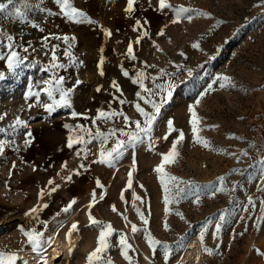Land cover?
<instances>
[{"label":"rangeland","instance_id":"1","mask_svg":"<svg viewBox=\"0 0 264 264\" xmlns=\"http://www.w3.org/2000/svg\"><path fill=\"white\" fill-rule=\"evenodd\" d=\"M95 1L92 0V7ZM98 1L101 12H93L98 13V23L103 24L106 19L109 24L120 26L114 46L103 45L100 58L103 57L106 67L114 68L113 81L118 82L122 96L111 86L112 80L102 82L98 94L79 92L75 83L66 80L65 72L62 73L65 66L58 62L62 52H56L55 65L42 49L30 47L25 52L18 45L16 50L23 59L15 67L9 68L7 60L0 58V115L4 116L0 120V129L4 130L0 131V140L5 141V151L0 155V252L25 255L16 264L24 261L37 264L28 255L32 247L21 228L43 232L44 247L62 226L69 247L56 264H87L86 257L97 246L98 237V228L89 226L91 211L98 221L111 223L116 230L109 240L112 246L103 254L112 264H129L118 243L120 234H125L132 246L127 250L132 264H165L163 248L156 246L153 251L145 238L149 234L170 247L167 264H264V165L261 164L264 161V2L168 0L174 7L159 10L158 0H137L135 11L126 14L127 0ZM179 6L192 12L172 24L175 8ZM110 12L120 13L111 17ZM201 12L208 15H200ZM188 15L192 17L190 21ZM136 20L141 21L139 32L133 30ZM1 23L2 16L0 33ZM126 24L130 29L123 31ZM162 29L164 35H159ZM145 30L148 36L134 44L136 60H132L126 55L127 45ZM194 43L199 48H193ZM1 47L0 44V57H5L8 53ZM146 64L152 67H145ZM125 70L131 78L143 70L147 76L144 83L153 92L159 91L156 84L165 86L164 92L152 97L157 102L166 96L169 83L174 85L172 96L161 109L151 141L145 137L126 145L111 166L91 163L98 158L99 139L74 143L69 148L68 138L87 139L86 131L95 132L97 127L105 133L113 127H124L122 117L93 124L98 110L117 109L132 120L142 119L134 108L137 102L151 111L150 105H144L135 96L140 89L132 84L130 77L122 75ZM221 75L230 77L235 87L220 89L214 82ZM57 77H63L64 89H73L70 106H60L48 113L42 106L51 103L43 91L47 87L44 81ZM209 84H213V90L196 107L198 135L209 141L205 148L194 142L188 106L200 99ZM127 91L131 96H127ZM30 93H39L40 102ZM54 95L59 100L58 92ZM117 98L126 103L119 104ZM73 112L81 115L73 117ZM17 117L25 121L26 127H11ZM168 119L174 121L176 129L183 130L185 140L178 146L179 157L175 163L166 165L165 171L191 184L183 186L185 192L168 205L166 214L163 187L154 168L161 162L160 154L169 151L178 135L175 132L163 139ZM28 132L31 137L26 136ZM26 138L30 139L29 144H25ZM112 145L113 140H109L105 148ZM81 150H90L86 160L83 153L76 155ZM80 164L86 165V169H79L80 175H73L71 182L62 179ZM133 168L132 187L127 188L128 172ZM222 176L226 178L224 190L213 195V188L221 187L218 178ZM49 180L54 181L53 185L48 184ZM97 180L103 187L97 186ZM57 184L58 190L48 195L50 187ZM41 189L45 190L42 200ZM93 192L97 203L89 209ZM133 193L141 199L134 201ZM72 200L76 203L65 212ZM45 203L47 208L42 207ZM134 203L149 221L147 225L137 215ZM113 205L116 212L112 211ZM34 206L38 211L29 214ZM176 213H182L184 219ZM221 214L227 215V223L214 237L215 222ZM75 222L78 230L68 237ZM165 222L167 230L163 226ZM132 224L139 229L136 233L131 231ZM201 232L205 234L203 245L199 240ZM191 237H197L193 243L198 253L189 256L186 249ZM204 247L213 253H206Z\"/></svg>","mask_w":264,"mask_h":264},{"label":"snow or ice","instance_id":"2","mask_svg":"<svg viewBox=\"0 0 264 264\" xmlns=\"http://www.w3.org/2000/svg\"><path fill=\"white\" fill-rule=\"evenodd\" d=\"M56 4L59 6V10L61 14H63L67 19H69L72 22H83L85 19H87L86 14L83 13L82 10H79L75 8L70 3V0H55ZM264 2V0H262ZM13 4V0H7V3H0V12H6L8 9V5ZM137 4V0H127L126 7L124 9L126 14H131L135 11V5ZM174 6L171 5L168 0H158V9L164 10L173 8ZM192 9L186 8L183 6H179L175 8V18L171 20L172 24H176L180 21L182 17L185 16L187 13H191ZM15 14L18 16H22L23 13L20 11V9H15ZM200 15L207 16V13H199ZM79 18V19H78ZM187 19L190 21L192 19L191 15L187 16ZM33 27H37V25H33ZM141 28V21L136 20L134 23V31L139 32ZM105 35L108 37H111L112 32L109 29L104 30ZM2 35V33H0ZM159 35H164L163 29L159 32ZM148 36V32L145 30L143 32V35L140 36L138 39H136L134 42H129L126 49V55L130 57L132 60H136V55L134 53V44H139L140 40L144 37ZM55 39L61 40L64 44L71 47L70 40H74L75 37H69L67 35L54 36ZM5 39L8 41V44L6 45L9 49L8 54L5 57H0L7 60L8 67L13 68L18 63H20L23 59L22 56H20L19 52L16 50L15 44L13 43L14 37L11 35H7ZM45 40L48 39V37L44 38ZM45 47H47V44H45ZM59 47V45H53L52 46V61L55 65V62L57 60L56 56V49ZM193 48H199L198 43H194L192 45ZM25 52L28 51L27 48L24 49ZM65 56L71 57V53L65 49L64 51ZM181 56H184V53H180ZM104 63L103 57L100 58L98 61V70L99 75L103 76L104 72L102 69V65ZM62 67V65H60ZM145 67H152L151 65H145ZM163 73V70H161ZM122 75L125 77H130V74L128 71H123ZM189 75H191V72H189ZM131 78V77H130ZM147 79V76L143 70H140L136 73V78H131V82L134 85H138L140 91H137L135 93V96L140 100L143 101L144 105H150L151 111H148L141 105V103L137 102L134 104L135 111L139 114L142 119H135L132 120L128 115H126L122 111H118L117 109H110V110H104L100 109L97 111L96 117L93 118L92 123L96 124L97 121H102L104 123H108L109 121H115L118 117H122L124 127H113L109 129L107 133L102 131L99 127L96 128L95 132H92L91 130L86 131L87 139H85V136H79L76 138L69 137L67 141V146L69 148L73 147V144H81V143H91L92 140L99 139L100 141V147L98 150V158L93 160L91 163H100V164H107L111 166L121 155L122 150L125 148L128 144H134L139 141H141L143 138L147 137L149 141H151V133L153 131V128L155 126V123L161 113V109L163 105L167 102L168 99L172 96L171 89L174 87L172 83H169L166 85V96H161L160 101L157 102L155 99H153V96L160 95L161 92L165 91V86H162L160 84H156L155 87L157 90L156 92H153L151 89H149L145 83L144 80ZM153 81H155V77L152 78ZM77 83H80L77 81ZM214 83H218V86L220 89H225L227 87H235V85L232 83L231 78L226 75L218 76L216 81ZM44 84L47 85V87L43 88V91L46 93L47 98L51 103H44L42 106L48 113H52L57 107L60 106H70V94L72 93L73 89H64L62 87L63 84V77H57L53 80H46L44 81ZM111 86L116 89L117 92L121 93V96L123 95V91L120 88L117 81H112ZM101 89L100 87H97L96 91L99 92ZM213 90V84H209L207 86V91L200 94V99H197L194 104L188 106V112L190 113V125H191V131L194 137V142L197 144H200L204 146L205 148L208 147L209 141L207 139H203L198 135V117H197V111L196 107L200 105L201 99L207 94V92H210ZM58 92L59 94V100L55 98L54 93ZM30 95H35L37 103L40 102L39 93H30ZM28 97L26 96V99ZM117 102L121 105L125 104L126 101L124 99L117 98ZM31 107V105H29ZM78 115H81L79 113L73 112L72 116L76 117ZM4 119L3 115H0V120ZM134 125V128L132 126ZM18 126H25V121L20 119L19 117L16 118L15 122L11 127L15 129ZM126 129H130L127 130ZM0 131H4L3 129H0ZM178 132V135L176 138L172 141L171 147L168 152L161 153V162L154 168V171L158 174L159 177V183L163 187L164 191V204H165V213H168V205L173 203L174 201H178V199L181 197V195L185 192L184 185H190V181L181 180L179 177H176L174 175H171L165 171V166L169 164H173L176 161V158L179 157L180 153L178 151V146L185 140V133L183 130H178L174 127V121L172 119L167 120V132L163 136L164 140H167L169 136H171L173 133ZM119 134V135H117ZM27 137H31V133L28 132L26 134ZM120 137H126V139H121ZM113 140V145L111 148H105V144L109 141ZM31 141L30 139H25V144H29ZM216 151H222V149H214ZM5 151V141L0 140V155H3ZM83 153V158L86 160L88 158V155L90 153V150H81V152H77L76 155L79 157ZM246 154V153H245ZM93 155H96L93 153ZM261 164L264 165V161H261ZM133 165H135V161H133ZM13 167H15V164H13ZM64 168H67V165H64ZM79 169H86V165L80 164L78 169L69 170V174L66 177H62L67 182H71L73 175H80ZM135 169L133 168L128 172V181H127V188L132 187V171ZM225 177H219V183L221 187L219 188H213L212 194L215 195L216 191H223V184L225 181ZM54 181L49 180L48 184L53 185ZM98 187H103V185L100 184V181H96ZM60 185H55L54 187H50L48 190V195H51L52 193L56 192ZM143 187V185H141ZM126 190V189H125ZM45 195V190L41 189L39 193V198L42 200ZM104 197L103 195L100 196V199L102 200ZM121 199H124L123 191L121 194ZM141 198L139 196H136L135 193H133V200H140ZM196 203L199 202V197H196ZM76 201L72 200L68 203V205L65 207L64 211L67 212L73 204H75ZM95 203H97L96 200V193L93 192L91 195V203L89 204V209L94 207ZM249 203H251V199H249ZM43 208H47L48 205L45 203L42 206ZM133 207L135 208V211L137 215L139 216L140 220L143 222L144 225H147L149 221L145 218V216L141 213V210L139 207H136L135 203L133 204ZM38 211L37 207H33L30 210L29 214L36 213ZM112 211L116 212L117 209L113 205ZM180 216L181 219H184L182 213H176ZM122 215V214H121ZM88 219H89V226H94L98 228V237H97V246L94 248L93 251L88 253L86 260L87 264H112L110 260H105L103 258V254L107 251L110 245L109 240L110 237L113 235V233L116 232V230L113 228L111 223H103L101 221H98L91 213V211L88 212ZM124 219H127V217H124ZM227 223V215L221 214L218 217L217 222H215V232L213 233L214 237L216 234L220 233L222 226ZM164 228L168 229L167 222L164 223ZM78 230V222L72 223L69 229V232L67 233V236L70 237L73 231ZM139 229L137 228L136 224L131 225V231L132 233H136ZM148 230L145 229V232ZM21 232L23 235L27 238V243L32 247V250L34 252H39L44 244V233L41 231H37L35 229L31 230H25L21 228ZM243 233H241L242 235ZM149 246L155 251L156 246H160L163 248V258L165 261V264H167L170 256H171V249L167 244L162 243L161 241L153 238L150 234L145 237ZM205 239L204 232H201L199 235V240L201 244L203 245ZM119 246L121 247L122 255L124 256V259L129 261V264H132L131 257L128 255L127 250L131 249V245L128 243L126 239L125 234L119 235ZM69 251L71 252L72 249L69 248ZM204 251L208 254H212L213 250L209 249L207 247H204ZM19 259V257L15 253H4L0 252V264H16V261ZM147 259V257H146ZM24 264H27V261H24ZM43 264H47V261H43Z\"/></svg>","mask_w":264,"mask_h":264},{"label":"crops","instance_id":"3","mask_svg":"<svg viewBox=\"0 0 264 264\" xmlns=\"http://www.w3.org/2000/svg\"><path fill=\"white\" fill-rule=\"evenodd\" d=\"M0 3H7V0H0ZM70 3L82 10L87 19L83 22L70 21L61 14L55 0H13V4L8 5L6 12H0L1 24H3V32L0 35L1 48L6 49L8 53L9 49L6 46L8 41L5 39L7 35L14 37L15 46L18 45L24 49L30 47L42 49L48 57H52V46L59 45L56 52H62L58 62L65 66L62 68V73L65 72L63 75L66 80L75 83L79 92L83 93L85 90L86 93L93 91L98 94L96 89L102 82L115 79L114 68H108L104 64L102 65L104 75H99L97 65L100 60V49L103 45H106V48L114 46L120 26L109 24L106 19L103 24L98 23V13H93L101 12L98 0L95 1L94 7H92V0H70ZM17 8L23 13L22 16L15 14ZM110 13V16L114 17L120 12ZM105 29L111 30V37L105 35ZM122 29L129 30V24L124 25ZM56 35H67L75 39L70 40L71 47H69L61 40L55 39ZM45 37L48 39L45 40ZM65 49L71 53V57L64 55ZM126 93L127 96H131L129 91Z\"/></svg>","mask_w":264,"mask_h":264},{"label":"bare ground","instance_id":"4","mask_svg":"<svg viewBox=\"0 0 264 264\" xmlns=\"http://www.w3.org/2000/svg\"><path fill=\"white\" fill-rule=\"evenodd\" d=\"M154 143H156V139L154 138ZM87 204V203H86ZM80 210L79 208L75 211V213ZM62 226L58 228L57 232L54 236H52L51 240L46 243L44 247L39 252H34L30 250L28 255L32 257L37 264H43V261H47V264H56V261L62 257V254H66L67 248L69 247V242L62 235ZM197 237H191L187 242V254L193 255L197 254L198 251L195 247V243ZM19 257H25V255L20 254Z\"/></svg>","mask_w":264,"mask_h":264},{"label":"built area","instance_id":"5","mask_svg":"<svg viewBox=\"0 0 264 264\" xmlns=\"http://www.w3.org/2000/svg\"><path fill=\"white\" fill-rule=\"evenodd\" d=\"M255 118H258V117H255Z\"/></svg>","mask_w":264,"mask_h":264}]
</instances>
